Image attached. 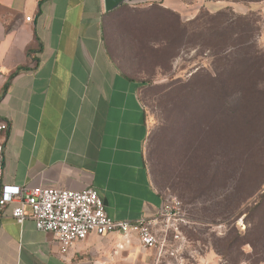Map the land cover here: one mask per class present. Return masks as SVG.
Listing matches in <instances>:
<instances>
[{
    "label": "rangeland",
    "instance_id": "1",
    "mask_svg": "<svg viewBox=\"0 0 264 264\" xmlns=\"http://www.w3.org/2000/svg\"><path fill=\"white\" fill-rule=\"evenodd\" d=\"M239 1L133 0L108 25L122 67L147 80L146 162L164 201L180 209L157 227L155 248L114 234L95 261L264 264V1ZM226 7L251 16L252 37L214 52V32L196 26Z\"/></svg>",
    "mask_w": 264,
    "mask_h": 264
},
{
    "label": "crops",
    "instance_id": "2",
    "mask_svg": "<svg viewBox=\"0 0 264 264\" xmlns=\"http://www.w3.org/2000/svg\"><path fill=\"white\" fill-rule=\"evenodd\" d=\"M122 7L106 12L104 0H0V119L8 125L1 182L93 188L113 220L152 221L164 198L146 162L147 80L122 67L108 30ZM16 206L0 212V264H102L93 256L114 234H91L63 255L54 234L39 231L30 217L22 224L13 218Z\"/></svg>",
    "mask_w": 264,
    "mask_h": 264
},
{
    "label": "built area",
    "instance_id": "3",
    "mask_svg": "<svg viewBox=\"0 0 264 264\" xmlns=\"http://www.w3.org/2000/svg\"><path fill=\"white\" fill-rule=\"evenodd\" d=\"M30 21V18L27 19ZM3 66L0 63V87L3 84ZM8 125L0 119V212L6 205L15 203L12 216L22 224L30 217L39 231L55 235L63 255L67 254L74 244L83 242L91 234L99 237L120 234L125 237H136L145 249L158 245L157 227L168 222L170 213L179 210V202H165L157 219L149 221H120L109 217L104 201L96 190L71 191L37 187L26 189L19 186L3 185V144L2 138ZM31 210L27 215L26 208Z\"/></svg>",
    "mask_w": 264,
    "mask_h": 264
},
{
    "label": "trees",
    "instance_id": "4",
    "mask_svg": "<svg viewBox=\"0 0 264 264\" xmlns=\"http://www.w3.org/2000/svg\"><path fill=\"white\" fill-rule=\"evenodd\" d=\"M261 1L264 0H242V1L240 0L239 2H242L244 4H249L251 2H261ZM164 9L168 10L167 8ZM219 16L220 18L224 16L225 19H220L218 18ZM250 18L251 16H245V15L238 16L234 13L232 9L226 7L224 9H219L215 11V15L213 16L214 22L212 21L207 23L208 27L197 25L196 30L198 32L213 31L215 37H217L218 39L216 40L215 43L208 45L209 49L210 50L214 49V52H220L222 50L224 52H227L230 49L248 46L247 44L249 43V40L252 37L251 35L252 28L245 26L244 23L251 22L250 24L252 25L254 22ZM199 20L200 19H195L191 23L194 24L195 22H197L198 24H200ZM179 24L183 25V27H186L185 26L186 24L182 23L181 21H179ZM234 26L237 27L234 28ZM180 33H182V37H184L185 34H188V30L184 28L182 32L179 31V35L181 36ZM145 86H146V82H145ZM249 102H250V98H246L245 103L247 104V106H250ZM231 111L234 112V109L232 108Z\"/></svg>",
    "mask_w": 264,
    "mask_h": 264
},
{
    "label": "water",
    "instance_id": "5",
    "mask_svg": "<svg viewBox=\"0 0 264 264\" xmlns=\"http://www.w3.org/2000/svg\"><path fill=\"white\" fill-rule=\"evenodd\" d=\"M133 0H104L106 12H112Z\"/></svg>",
    "mask_w": 264,
    "mask_h": 264
}]
</instances>
